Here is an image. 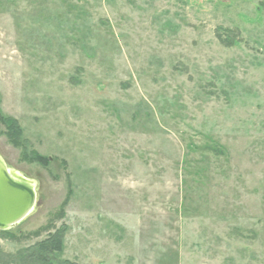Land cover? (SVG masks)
<instances>
[{
    "label": "rangeland",
    "instance_id": "obj_1",
    "mask_svg": "<svg viewBox=\"0 0 264 264\" xmlns=\"http://www.w3.org/2000/svg\"><path fill=\"white\" fill-rule=\"evenodd\" d=\"M0 116L37 191L6 256L264 264V0H0Z\"/></svg>",
    "mask_w": 264,
    "mask_h": 264
},
{
    "label": "water",
    "instance_id": "obj_2",
    "mask_svg": "<svg viewBox=\"0 0 264 264\" xmlns=\"http://www.w3.org/2000/svg\"><path fill=\"white\" fill-rule=\"evenodd\" d=\"M37 203L35 182L11 170L0 157V230L12 229Z\"/></svg>",
    "mask_w": 264,
    "mask_h": 264
},
{
    "label": "trees",
    "instance_id": "obj_3",
    "mask_svg": "<svg viewBox=\"0 0 264 264\" xmlns=\"http://www.w3.org/2000/svg\"><path fill=\"white\" fill-rule=\"evenodd\" d=\"M0 120L4 121L7 125L12 142L17 146H21L22 130L17 121L10 117L3 118L2 116H0ZM59 213L63 214V211ZM10 230H0V232L6 233ZM63 234L64 231L59 229L55 233H51L46 239L40 240L26 249L10 256H6L0 251V264H55L54 259L56 258V254L62 251ZM61 264L75 263L63 262Z\"/></svg>",
    "mask_w": 264,
    "mask_h": 264
}]
</instances>
